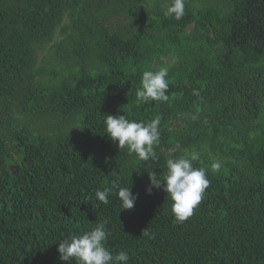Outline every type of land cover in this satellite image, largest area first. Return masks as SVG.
I'll list each match as a JSON object with an SVG mask.
<instances>
[{
    "label": "trees",
    "instance_id": "16d2710c",
    "mask_svg": "<svg viewBox=\"0 0 264 264\" xmlns=\"http://www.w3.org/2000/svg\"><path fill=\"white\" fill-rule=\"evenodd\" d=\"M170 3L0 0V264H75L59 243L103 221L127 264H264V0ZM160 66L169 100L139 103ZM108 114L159 115V159L120 150ZM192 152L211 183L179 223L149 172ZM117 177L133 209L96 198Z\"/></svg>",
    "mask_w": 264,
    "mask_h": 264
},
{
    "label": "clouds",
    "instance_id": "9594fccd",
    "mask_svg": "<svg viewBox=\"0 0 264 264\" xmlns=\"http://www.w3.org/2000/svg\"><path fill=\"white\" fill-rule=\"evenodd\" d=\"M185 15V0H171L164 11L165 17H174L180 20ZM169 68L160 66L157 71L146 70L142 73L140 86L135 96L139 103L149 101L167 102ZM198 95V90H194ZM195 119V116L193 117ZM161 117L157 115L150 122L137 121L126 118L125 115L108 114L104 118L105 132L113 142H118L119 149L125 147L129 154L135 153L141 161L149 159L158 160L155 146L160 142ZM200 160L199 153L192 152L184 156L166 159L167 171L163 178L158 177L155 171L149 172L150 186L147 192L151 194L152 188H161L168 193L173 201L171 211L175 222L183 223L193 215L194 210L203 199L206 189L211 181L207 176V169L194 167L193 162ZM222 165L214 161L211 165L213 172H218ZM96 198L104 205L110 203V196L119 199L121 209H133L138 194H133L130 186H123L119 177L114 179L110 186L95 192ZM107 221L97 223L90 230L72 233L61 240L58 251L60 259L75 264H127L130 256L125 251L115 255L105 247L110 232L106 229ZM149 235L148 230L143 232Z\"/></svg>",
    "mask_w": 264,
    "mask_h": 264
},
{
    "label": "rangeland",
    "instance_id": "374dc122",
    "mask_svg": "<svg viewBox=\"0 0 264 264\" xmlns=\"http://www.w3.org/2000/svg\"><path fill=\"white\" fill-rule=\"evenodd\" d=\"M46 65V64H45Z\"/></svg>",
    "mask_w": 264,
    "mask_h": 264
}]
</instances>
